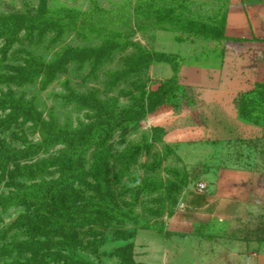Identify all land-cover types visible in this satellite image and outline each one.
Instances as JSON below:
<instances>
[{
  "label": "rangeland",
  "instance_id": "rangeland-1",
  "mask_svg": "<svg viewBox=\"0 0 264 264\" xmlns=\"http://www.w3.org/2000/svg\"><path fill=\"white\" fill-rule=\"evenodd\" d=\"M52 62L48 79L18 77ZM169 80L196 99L147 110L144 98ZM262 82L264 0H0V90L35 96L44 116L72 128L116 119L101 130L105 148H139L110 175L121 204H109L134 232L130 264H264V203L243 194L244 174L264 173V109L253 121L238 113L241 93ZM198 182L217 210L208 220L178 206ZM120 244L89 258L119 264L108 253Z\"/></svg>",
  "mask_w": 264,
  "mask_h": 264
},
{
  "label": "trees",
  "instance_id": "trees-1",
  "mask_svg": "<svg viewBox=\"0 0 264 264\" xmlns=\"http://www.w3.org/2000/svg\"><path fill=\"white\" fill-rule=\"evenodd\" d=\"M54 63L40 64L36 74L25 70L18 77L27 80L41 74L48 79ZM192 97L196 99L193 87L169 80L144 101L152 110L157 102L181 98L192 104ZM263 109L264 82L239 96L238 113L243 118L259 120ZM118 124L116 119H93L72 128L50 112L44 116L35 96L26 99L9 87L0 90V218L13 214L6 226H0V264H101L89 255H104L100 249L109 239L121 244L108 255L118 257L119 264H130L127 240L134 232L123 228L127 214L109 204H121L120 194L113 195L117 185L110 175L115 164H119L115 176L119 168L134 164L139 148L125 147L112 156L105 148L109 133L104 137L101 130L111 131ZM34 133L37 139L29 137ZM58 144L63 147L49 153Z\"/></svg>",
  "mask_w": 264,
  "mask_h": 264
},
{
  "label": "crops",
  "instance_id": "crops-1",
  "mask_svg": "<svg viewBox=\"0 0 264 264\" xmlns=\"http://www.w3.org/2000/svg\"><path fill=\"white\" fill-rule=\"evenodd\" d=\"M244 177H246L245 184H246V190L244 191L245 198L247 200H250V202L257 204L259 201L261 203H264V196L257 195L255 188L262 189V193L264 192V173L261 175H255L252 176L251 173L244 174ZM222 183V181H221ZM250 186V187H249ZM205 190L202 192H199L196 188L190 191L185 197H183L185 202V209L184 211H199L196 214L201 216L202 218L209 219L210 217H215L216 215V209L213 208V200L209 198V195L205 194ZM251 190V191H250ZM224 198L220 196L218 199V202H221ZM210 208H213L210 212ZM219 218V216H218ZM211 229V226H208ZM236 248L238 249L241 247L239 243H235ZM242 261V258L235 257V260Z\"/></svg>",
  "mask_w": 264,
  "mask_h": 264
},
{
  "label": "built area",
  "instance_id": "built-area-1",
  "mask_svg": "<svg viewBox=\"0 0 264 264\" xmlns=\"http://www.w3.org/2000/svg\"><path fill=\"white\" fill-rule=\"evenodd\" d=\"M196 189L199 191V192H202V191H204V189H205V184L203 183V182H198L197 184H196ZM178 206H179V208H181V210H184L185 209V202H184V199L183 198H181L180 200H179V204H178Z\"/></svg>",
  "mask_w": 264,
  "mask_h": 264
}]
</instances>
